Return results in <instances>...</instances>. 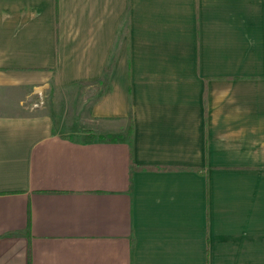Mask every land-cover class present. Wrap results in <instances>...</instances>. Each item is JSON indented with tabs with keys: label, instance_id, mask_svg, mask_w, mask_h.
I'll use <instances>...</instances> for the list:
<instances>
[{
	"label": "crops",
	"instance_id": "crops-1",
	"mask_svg": "<svg viewBox=\"0 0 264 264\" xmlns=\"http://www.w3.org/2000/svg\"><path fill=\"white\" fill-rule=\"evenodd\" d=\"M0 264H264V0H0Z\"/></svg>",
	"mask_w": 264,
	"mask_h": 264
},
{
	"label": "rangeland",
	"instance_id": "rangeland-1",
	"mask_svg": "<svg viewBox=\"0 0 264 264\" xmlns=\"http://www.w3.org/2000/svg\"><path fill=\"white\" fill-rule=\"evenodd\" d=\"M101 89L102 86L100 83H94V85H88V86L87 85L77 86L74 89L71 88H66V89L64 88L61 90L50 89L48 91H52L53 93H55V91H64L62 94L61 93L59 94L60 96L62 95V101L54 100V98H51L49 92H46V94L43 92L37 95L35 98H33L32 103L37 104V106L34 105V108H40V107L48 108V110H51L56 116H59V112H61L60 106L62 105L64 106L66 111L74 112V114H76L77 112L80 113L81 111H86L89 107V104L94 99L95 95L99 94ZM58 98L59 96L56 97V99Z\"/></svg>",
	"mask_w": 264,
	"mask_h": 264
},
{
	"label": "trees",
	"instance_id": "trees-1",
	"mask_svg": "<svg viewBox=\"0 0 264 264\" xmlns=\"http://www.w3.org/2000/svg\"><path fill=\"white\" fill-rule=\"evenodd\" d=\"M111 70H112V62H109L108 64L105 65L101 76L92 81L93 83H100L101 84L102 89H101L99 95L102 94L104 88L106 87V85L108 83ZM128 135L130 137V135H131L130 130H129V134Z\"/></svg>",
	"mask_w": 264,
	"mask_h": 264
}]
</instances>
